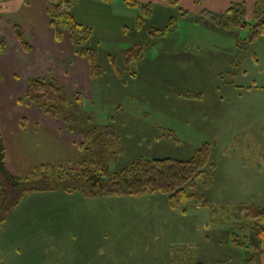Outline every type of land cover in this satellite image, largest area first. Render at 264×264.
I'll use <instances>...</instances> for the list:
<instances>
[{"label": "rangeland", "instance_id": "rangeland-1", "mask_svg": "<svg viewBox=\"0 0 264 264\" xmlns=\"http://www.w3.org/2000/svg\"><path fill=\"white\" fill-rule=\"evenodd\" d=\"M203 1H179L186 15L152 1L138 25L139 6L76 0L70 10L90 29L85 45L99 70L60 83L83 98L69 126L111 125L117 139L85 150V166L72 169L91 160L112 170L141 158L185 160L208 143L215 169L205 204L171 208L162 193L29 192L0 223V264H264L260 249L234 242L254 224L243 207H264V36L201 18ZM136 43L142 57L132 59L124 52Z\"/></svg>", "mask_w": 264, "mask_h": 264}, {"label": "trees", "instance_id": "trees-1", "mask_svg": "<svg viewBox=\"0 0 264 264\" xmlns=\"http://www.w3.org/2000/svg\"><path fill=\"white\" fill-rule=\"evenodd\" d=\"M75 1L47 0L46 13L49 25L54 30L56 40H60L67 32V39L73 46L74 54L86 58L90 63L91 73L94 74L99 70L96 64V51L85 45L90 38V29L79 24L71 13L70 8ZM162 1L169 7L180 11L181 15L189 14L187 10H182L179 6V0ZM122 2L128 7H140L142 14L137 16L138 25L142 22V15H151L153 5L151 1L141 3L138 0H122ZM252 3L251 8L248 4V8H246V0H238L231 2L228 7L218 13L202 8L197 15L201 18L204 15L224 17L229 20L230 24L233 23L241 28L250 25L252 27L251 39H254L259 35L264 36V0H252ZM248 14L253 19L250 22L243 20L245 17L248 18ZM13 32L23 49L30 51L31 47L27 43L22 29L13 26ZM2 45L3 41L1 40L0 46ZM138 45L139 43H136L124 53L132 59L141 58L142 54L139 55V51L135 52ZM24 101L35 105L51 119L60 120L70 131L78 130L69 126L71 107L75 103H82L83 98L80 94L69 96L67 89L53 76L30 78L19 103ZM82 132L84 140L80 147L84 151L92 152L94 147L108 139L106 137H112L113 142L117 141L111 125L103 126L100 129L99 127L89 128ZM5 156V143L0 127V223L6 219L25 194L39 191L64 190L70 192L79 190L87 196L162 193L167 194L168 204L171 208L183 206L185 209V204L193 198L196 199L195 204H205L204 194L211 185L215 169L214 164L210 161L208 143H203L189 159L141 158L120 170H112L106 163L91 160L82 170L43 165L25 176H14L7 169ZM84 161L80 159L78 163L84 165ZM53 174L56 175L53 177ZM243 209L245 215L254 220V224L251 225L250 232L245 235L244 239H234V242L243 246L246 240L249 245L264 252V207L247 205Z\"/></svg>", "mask_w": 264, "mask_h": 264}, {"label": "crops", "instance_id": "crops-1", "mask_svg": "<svg viewBox=\"0 0 264 264\" xmlns=\"http://www.w3.org/2000/svg\"><path fill=\"white\" fill-rule=\"evenodd\" d=\"M231 1L205 0L201 5L222 11ZM46 5L47 0H0V127L6 166L14 176H25L43 165L70 168L82 159L84 152L80 147L83 130L70 131L60 120L51 119L27 101L18 105L32 77L53 76L59 82L64 79L77 85L93 75L86 58L77 61L80 57L74 54L66 32L60 40L55 39ZM13 26L22 29L30 51L23 49ZM66 61L71 65L69 69Z\"/></svg>", "mask_w": 264, "mask_h": 264}]
</instances>
